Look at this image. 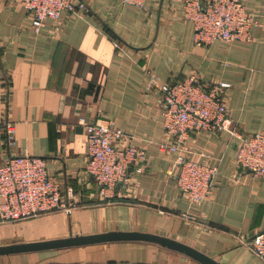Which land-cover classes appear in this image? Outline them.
I'll return each mask as SVG.
<instances>
[{
  "label": "crops",
  "instance_id": "1",
  "mask_svg": "<svg viewBox=\"0 0 264 264\" xmlns=\"http://www.w3.org/2000/svg\"><path fill=\"white\" fill-rule=\"evenodd\" d=\"M88 11L50 19L32 31L29 11L0 0V162L9 155L47 159L50 174L75 203L18 222H0V245L80 234L138 230L187 243L221 264H264L248 247L264 231V179L236 163L237 138L227 131L192 132L191 157L218 169L209 197L191 204L176 184L175 152H164L163 103L152 81H220L229 115L246 133H264V0H243L259 15L250 40L195 39L185 0H85ZM151 72V73H149ZM108 119L126 143L144 147L148 159L134 189L112 199L86 171L85 127ZM16 125L17 144L6 149L4 124ZM188 213L191 217H184ZM0 264H204L158 243L114 241L0 255Z\"/></svg>",
  "mask_w": 264,
  "mask_h": 264
},
{
  "label": "built area",
  "instance_id": "2",
  "mask_svg": "<svg viewBox=\"0 0 264 264\" xmlns=\"http://www.w3.org/2000/svg\"><path fill=\"white\" fill-rule=\"evenodd\" d=\"M31 15L32 31L41 33L50 19L62 23L65 14L85 13V0H17ZM125 4L145 7L148 0H122ZM185 16L195 26V39L212 44L217 40H250L259 15L243 0H185ZM151 73V72H149ZM152 81L163 103L164 135L159 142L164 152H175L176 184L191 204L200 205L209 197L218 173L215 166L191 157L188 140L192 132L227 131L237 138L236 163L243 171H251L264 179V133L239 130L230 115L225 89L227 82L207 84L193 74L184 80ZM85 127L88 164L87 173L97 182L100 193L112 199L119 187L134 189L136 174L142 172L148 159L144 147L126 143V132L114 121L81 118ZM7 150L16 146V125L4 122ZM75 203L64 193L60 180L50 174L47 159L33 154L9 155L0 162V222H18L54 212L71 213ZM184 217H191L184 213ZM248 247L264 262V231L247 240Z\"/></svg>",
  "mask_w": 264,
  "mask_h": 264
},
{
  "label": "water",
  "instance_id": "3",
  "mask_svg": "<svg viewBox=\"0 0 264 264\" xmlns=\"http://www.w3.org/2000/svg\"><path fill=\"white\" fill-rule=\"evenodd\" d=\"M130 240H143L158 243L162 246L177 250L188 256H191L204 264H221L208 254L180 240L162 234L138 230L110 231L86 235L80 234L66 238L33 242H14L11 244L0 245V255L44 251L51 249H62L67 247L82 246L89 244Z\"/></svg>",
  "mask_w": 264,
  "mask_h": 264
}]
</instances>
